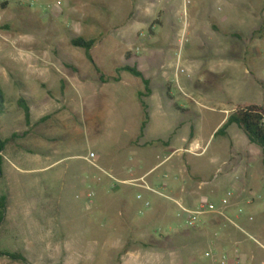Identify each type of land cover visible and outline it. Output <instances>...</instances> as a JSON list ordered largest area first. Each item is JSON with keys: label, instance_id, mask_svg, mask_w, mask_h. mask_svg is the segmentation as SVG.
Instances as JSON below:
<instances>
[{"label": "rangeland", "instance_id": "obj_1", "mask_svg": "<svg viewBox=\"0 0 264 264\" xmlns=\"http://www.w3.org/2000/svg\"><path fill=\"white\" fill-rule=\"evenodd\" d=\"M199 3L0 0L1 252L31 264H222L207 254L238 249L240 264H264L262 150L236 125L216 135L237 107L264 106V0ZM74 37L98 41L107 79L136 67L149 93L128 72L102 83ZM204 203L214 212L191 225L184 209Z\"/></svg>", "mask_w": 264, "mask_h": 264}, {"label": "trees", "instance_id": "obj_2", "mask_svg": "<svg viewBox=\"0 0 264 264\" xmlns=\"http://www.w3.org/2000/svg\"><path fill=\"white\" fill-rule=\"evenodd\" d=\"M1 6L2 8H4L7 6V3H3L1 4ZM259 32L261 31H257V33ZM232 37L239 39V36L237 34H232ZM97 42L98 41L96 39L87 40L83 37H74L71 39L70 44L75 48L84 50L87 60L93 65L95 71L99 74V80L102 83H107L109 80H112L115 83H119L121 81V73L128 72L135 78L141 79V81L145 85L146 93H149L150 82L143 77V74L136 67L124 66L117 68L116 76L107 79L101 73L99 68L96 66L91 56V50L96 46ZM68 68L77 72L73 66H68ZM61 87L63 88V83H61ZM143 96L145 95L139 94L140 98H142ZM141 104L142 107L144 108L145 118H146L141 126V137H142L144 129L147 125L148 114H147L146 104L143 101H141ZM17 105L23 111L26 125L30 126L31 112L27 104V101L23 98H19L17 101ZM4 112H5V95L0 87V117L4 114ZM47 119H49V117H44L42 120H47ZM231 125H236L239 128V130L243 132V134L245 135V137L247 138L250 144L258 146L262 150L263 158H264V106L259 104H244L242 106L237 107L233 111V113L227 118L226 122L222 125V127L216 132V135L225 132L226 129ZM5 145H6L5 141H3L0 136V154L4 151ZM263 163H264V159H263ZM0 175H1V161H0ZM4 214H5V198H2L0 200V224L4 220ZM0 256L7 257L14 261H19L23 264H31L28 262L25 256L21 254H10L0 251Z\"/></svg>", "mask_w": 264, "mask_h": 264}, {"label": "built area", "instance_id": "obj_3", "mask_svg": "<svg viewBox=\"0 0 264 264\" xmlns=\"http://www.w3.org/2000/svg\"><path fill=\"white\" fill-rule=\"evenodd\" d=\"M201 149L200 147V144L198 141L190 144V151L191 152H195V151H199ZM214 206L212 204H201L200 208L196 211H187L186 209H184V211L186 213H188L191 217V221H192V224L191 225H194L196 221H198V218L199 216H203L204 214L206 213H211V212H214ZM218 214H221L218 213ZM208 257L212 258L214 260V262H218V260H220L222 262V264H226L227 261L229 260V256L227 253L225 254H222V256H219V258H217V254H215L214 251H211L207 254ZM235 260H234V264H240V256H239V250L238 249H235L234 251V257H233Z\"/></svg>", "mask_w": 264, "mask_h": 264}, {"label": "crops", "instance_id": "obj_4", "mask_svg": "<svg viewBox=\"0 0 264 264\" xmlns=\"http://www.w3.org/2000/svg\"><path fill=\"white\" fill-rule=\"evenodd\" d=\"M198 2H200L199 4H200V7H202V3H201V0H197ZM230 18V17H229ZM228 17H226V16H224V17H221V19H220V22H226L228 19H229ZM219 218V217H218ZM228 238V237H227ZM221 243H218V245H219V247H220V250H224V249H226L225 247H226V244H227V242H224L223 243V241H220ZM233 258V256L232 255H229V259H232Z\"/></svg>", "mask_w": 264, "mask_h": 264}]
</instances>
